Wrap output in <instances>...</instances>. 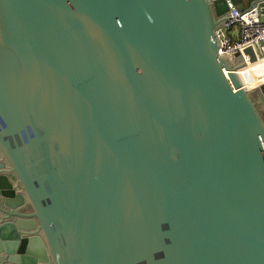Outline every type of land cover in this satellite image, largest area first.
Listing matches in <instances>:
<instances>
[{"label": "water", "instance_id": "water-1", "mask_svg": "<svg viewBox=\"0 0 264 264\" xmlns=\"http://www.w3.org/2000/svg\"><path fill=\"white\" fill-rule=\"evenodd\" d=\"M227 7L0 0V264H264V83L218 50Z\"/></svg>", "mask_w": 264, "mask_h": 264}, {"label": "built area", "instance_id": "built-area-1", "mask_svg": "<svg viewBox=\"0 0 264 264\" xmlns=\"http://www.w3.org/2000/svg\"><path fill=\"white\" fill-rule=\"evenodd\" d=\"M239 8L233 0H226L228 19L217 30L218 50L234 60L241 54L245 64L264 59V0H240ZM246 46H251L256 54V60L250 61V56L243 52Z\"/></svg>", "mask_w": 264, "mask_h": 264}, {"label": "bare ground", "instance_id": "bare-ground-1", "mask_svg": "<svg viewBox=\"0 0 264 264\" xmlns=\"http://www.w3.org/2000/svg\"><path fill=\"white\" fill-rule=\"evenodd\" d=\"M261 60V59H259ZM257 60V61H259ZM257 61H254V62H257ZM254 62H251V63H248V64H244L243 66L239 67L237 69V74L239 76V78L241 79L242 83L247 87V88H255L257 87L258 84L260 83H257V84H254L252 81H250V79H248V77H245V75L248 73V72H251L252 69H251V64L253 65Z\"/></svg>", "mask_w": 264, "mask_h": 264}, {"label": "rangeland", "instance_id": "rangeland-1", "mask_svg": "<svg viewBox=\"0 0 264 264\" xmlns=\"http://www.w3.org/2000/svg\"><path fill=\"white\" fill-rule=\"evenodd\" d=\"M264 62V59H261V60H259V61H257V62ZM257 62H254L253 63V65L251 64V69H252V71L251 72H248L246 75H245V77H248V79H250V81H252L254 84H257V83H264V79H262L261 78V76H260V74L257 72V70L255 69L256 67V63ZM255 67V68H254ZM257 82V83H256ZM260 84H258V86L260 85Z\"/></svg>", "mask_w": 264, "mask_h": 264}, {"label": "crops", "instance_id": "crops-1", "mask_svg": "<svg viewBox=\"0 0 264 264\" xmlns=\"http://www.w3.org/2000/svg\"><path fill=\"white\" fill-rule=\"evenodd\" d=\"M256 66V70H257V72L260 74V76H261V78L262 79H264V62H257L256 64H255Z\"/></svg>", "mask_w": 264, "mask_h": 264}]
</instances>
